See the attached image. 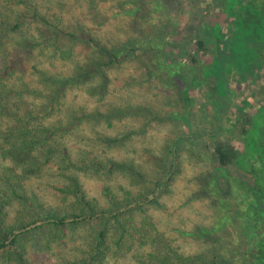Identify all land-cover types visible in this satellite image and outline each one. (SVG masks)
<instances>
[{"label":"rangeland","instance_id":"374dc122","mask_svg":"<svg viewBox=\"0 0 264 264\" xmlns=\"http://www.w3.org/2000/svg\"><path fill=\"white\" fill-rule=\"evenodd\" d=\"M155 1L139 0L142 7L131 18L118 13L116 0H31L33 7H41L40 11L51 24L55 21L72 32L84 25L91 34L98 35L109 46L129 36H139V54L104 68L102 73L107 82L103 88L100 77L84 84H73L61 95L63 106L50 122L58 124L60 121L59 124H63L68 114H81L83 110L90 114H103L107 118L106 122L83 120L72 135L61 142L69 148L73 160L89 152L99 161L113 159L119 163H131L138 167L139 178L127 176L123 171L112 174L79 172L77 176L87 198L108 208L109 201L102 194L104 188L119 201H123L127 193L132 195L131 198L139 196V206L132 203L122 210V218L128 221V225L149 231L159 241H167L185 257L206 258L212 255L213 242L204 243L189 233L197 228L214 225V204L211 194L208 195L210 192H206L208 188L205 191L203 186L216 169L211 157L214 140L210 134L220 126L221 130L215 132L217 140L227 141L242 151L240 125L233 111L244 100L251 101L249 112L263 102L264 70L259 79L248 82H241L234 75L225 76L231 82L227 105H223L220 100L219 105L216 104L218 107L211 111L206 88L209 81L193 91L194 82L189 84L192 73L183 70L181 80H170L164 74L158 75L155 65L159 62L171 63L180 58L188 65V54L198 61L194 68L207 63L215 53L209 29L212 24L222 20L220 0H158L161 2L156 9ZM212 2L216 5L212 6ZM31 15L28 16V22L31 21ZM30 23L26 22L11 33L10 56L6 59H3L4 55L1 56L0 47V73L11 64V70L4 76L10 77L1 81L5 86L13 85L16 91L23 83L35 87V78L39 79L43 71L56 77L73 73L77 75V68L86 67L97 60L104 63L108 61L104 57L97 59L90 48L82 43L55 39L52 35L48 37L51 30L47 27L49 25ZM43 32L44 38L40 36ZM214 33L217 34V31ZM24 37L34 39V47L29 55L19 46ZM193 37L205 40L208 49L206 56L192 50L190 43ZM67 51H71V58L61 60L60 55ZM33 67L40 72V76L33 75ZM184 82L188 84L183 85ZM184 87L188 93L183 92ZM102 90L106 92L104 96ZM16 96L13 93L7 102L9 106L15 102L22 111L41 100H34L38 96L24 94L21 99H16ZM131 106L139 107L142 111L139 117H119L114 114L116 108ZM153 117L160 120H152ZM200 132L207 136L197 139L194 135ZM170 139H174L179 147L172 180L145 199L144 196L152 192L154 184L160 182L167 170ZM8 167L0 156V177H11ZM62 173L59 169L45 165L41 178L21 176L13 178L11 184L21 194L34 191L46 205L61 207L63 202H67L56 196L47 184L63 183ZM225 173L232 179L239 177L233 167L226 168ZM234 190L231 186L225 187L221 193L228 198L232 197V193H237ZM16 211L15 206L10 209L7 219L14 217ZM40 224L30 227L35 229L22 237L32 264H142L139 257L145 255L144 245L135 242L130 246L126 235L118 241L119 233H116L112 222L105 225L93 222L89 225L66 226L57 231L45 226L36 229ZM101 231L109 245L108 252L104 260L91 263L86 255L95 247L94 239ZM0 264H13L11 256L0 251Z\"/></svg>","mask_w":264,"mask_h":264},{"label":"trees","instance_id":"16d2710c","mask_svg":"<svg viewBox=\"0 0 264 264\" xmlns=\"http://www.w3.org/2000/svg\"><path fill=\"white\" fill-rule=\"evenodd\" d=\"M160 2L155 1V9L159 8ZM220 2L222 20L212 24L209 29L215 53L210 56L207 63L194 68L198 61L192 54H188V65L183 63V58L155 65L156 73L164 74L170 80H181L183 70L192 73L189 84L194 82L193 91L201 87L205 81H209L206 88L212 106L211 111L218 107L220 100L223 105H227L231 82L225 76L234 75L233 77H237L241 82H248L254 78L259 79L264 70V0ZM214 5L216 4L212 2V6ZM115 6L120 15L133 18L142 4L139 0H116ZM31 7H33L31 0H0V47L3 59L10 56L11 33L26 22L31 24L33 21L42 26L49 25L47 27L51 30L48 37L52 35L55 39L62 38L82 43L90 48L97 59L104 57L108 61L106 63L94 61L86 67L77 68L79 71L77 75L73 73L63 77L53 76L47 71H43L40 76V72L33 67L35 71L33 75L40 76L39 79L35 78V87L23 83L18 91L13 85L5 86L1 82L5 80L4 78L10 77L4 76L11 70V64L0 73V156L9 166L7 171L12 173L10 178L4 173V176L0 177V251L8 253L13 264H32L27 257L22 237L30 234V231L35 229L30 227L35 224L41 223L36 229L45 226L49 230L57 231L66 226L89 225L93 222L105 225L112 222L116 233H119L118 241L126 235L131 242L130 246L135 242L144 245L145 255L139 257L142 264H264V91L263 102L252 112H249L252 105L249 100L241 101L234 108L233 113L240 125V136L243 139L242 151H238L227 141L217 140L215 132L221 130L220 126H217V131L210 134L214 140L211 157L216 169L208 176L203 186L205 191L208 188L206 192H210L208 195L211 194V202L214 204V225L210 228H197L189 235L204 243L213 242L212 255L209 254L206 258L185 257L174 250L167 241H159L149 231L136 229L128 225L124 217L122 218L123 209L130 207L132 203L139 206V196L131 198L132 195L127 193L128 196L119 201L104 188L102 194L109 201L108 208L102 207L94 199L87 198L83 184L77 176L79 172L112 174L123 171L127 176L139 178L138 167L131 163H119L113 159L99 161L89 152H84L81 158L73 160L69 148L61 142L65 137L72 135L83 120L96 119L106 122L107 118L103 114H90L83 110L82 115L68 114L65 117L68 119L63 124H59L60 121L58 124L50 122L52 118H56V113L63 106L61 95L72 88L73 84H84L95 77H100L103 88L107 82L102 73L104 68L120 64L131 55L139 54V36H129L126 40L109 46L98 35L91 34L84 25L78 26L73 32L68 31L55 21L52 24L47 21L40 11L41 7L34 5L33 11L30 10ZM31 13L32 18L28 22ZM214 31H217V34ZM40 36L44 38V32ZM19 46L29 55L34 47V39L24 37ZM190 46L199 55L208 54L205 40L202 38L193 37ZM71 56V51H67L62 53L60 58L67 61ZM185 83L188 84L184 82L183 85ZM93 92L94 90L91 91ZM183 92L188 93L185 87ZM13 93L17 95L16 99H21L25 94L38 96L34 100L37 98L41 100L22 111L15 102L9 106L7 100ZM105 94L106 92L102 90V96ZM141 113L139 107L134 106L116 108L114 111L119 117H139ZM152 120L160 119L153 117ZM194 136L201 139L207 134L200 132ZM168 142L170 146L167 150L169 158L167 170L160 182L154 184L152 192L144 196L145 199H149L153 192L160 190L172 180L179 147L174 139ZM45 165L63 172L61 174L63 183L47 184L56 196L67 202L65 204L63 202L61 207L46 205L34 191L21 194L11 184L13 178L21 176L41 178ZM228 167L238 171L237 179L226 175L225 169ZM230 186L237 193H232V197L226 198L221 192ZM14 206L17 210L15 216L7 219L9 210ZM94 241L95 247L90 249L86 256L91 263H99L106 258L109 245L103 231Z\"/></svg>","mask_w":264,"mask_h":264}]
</instances>
